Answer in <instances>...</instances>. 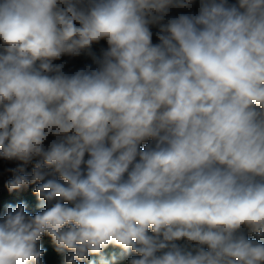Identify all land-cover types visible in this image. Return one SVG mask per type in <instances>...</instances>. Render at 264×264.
<instances>
[{
    "label": "clouds",
    "instance_id": "9594fccd",
    "mask_svg": "<svg viewBox=\"0 0 264 264\" xmlns=\"http://www.w3.org/2000/svg\"><path fill=\"white\" fill-rule=\"evenodd\" d=\"M195 2L0 0V158L38 157L7 187L46 204L9 206L0 264H43L45 234L66 264H264V0L164 22ZM101 40L96 68L53 63Z\"/></svg>",
    "mask_w": 264,
    "mask_h": 264
},
{
    "label": "trees",
    "instance_id": "16d2710c",
    "mask_svg": "<svg viewBox=\"0 0 264 264\" xmlns=\"http://www.w3.org/2000/svg\"><path fill=\"white\" fill-rule=\"evenodd\" d=\"M230 2H235V0H230ZM199 11V0L192 5L190 9L173 8L169 11L168 15L165 17V21L174 18L180 14H196ZM153 32V43H158L156 33L159 31V25L150 26ZM108 47L106 40H101L99 43H95L91 46V55L87 52H82L79 56L70 57L62 56L59 60L54 61V64H63V72L66 74H74L76 71L85 69L88 66L92 68L98 67L94 62L95 58H100L102 51L106 50ZM49 136L47 140L52 138ZM46 140V141H47ZM15 161H8L0 158V174L6 173ZM36 188V187H35ZM27 189L23 191H16L12 193H4L0 198V218L6 214L9 206L13 209L18 204L25 205V211L30 215H35L36 213L42 211L46 204L42 201L38 195L35 193L34 189ZM250 239H255L254 235H249ZM260 242L264 243V237L260 238ZM183 243V242H181ZM39 247L43 252L41 260L43 264H66V258L69 255L67 251L58 252L56 246L53 244L51 237L45 234L39 241ZM135 254L130 256H124L123 249L119 246L109 245L100 254H92L87 259L83 261H77L76 264H128L129 259Z\"/></svg>",
    "mask_w": 264,
    "mask_h": 264
},
{
    "label": "built area",
    "instance_id": "2783aa9c",
    "mask_svg": "<svg viewBox=\"0 0 264 264\" xmlns=\"http://www.w3.org/2000/svg\"><path fill=\"white\" fill-rule=\"evenodd\" d=\"M54 139H57V138L52 137L49 140L45 141V144H44L45 149H47L49 144ZM143 147H145V144L141 145V148H143ZM38 159H39L38 157L33 158V160L28 164H23V162H21V161H15L14 164L9 169H17L18 167L22 166L23 172L21 174L28 175L30 177L33 173L34 165ZM85 159H87V155H86ZM15 174H16L15 172H9V171H7L6 173L0 174V198L4 193H12V192H16V191H23V190L35 188L39 183H41V182L37 181L35 183L27 185L26 187H21V188L16 189V190L9 191V189L7 187L8 181L13 179Z\"/></svg>",
    "mask_w": 264,
    "mask_h": 264
}]
</instances>
